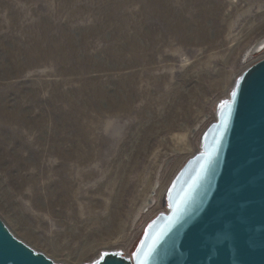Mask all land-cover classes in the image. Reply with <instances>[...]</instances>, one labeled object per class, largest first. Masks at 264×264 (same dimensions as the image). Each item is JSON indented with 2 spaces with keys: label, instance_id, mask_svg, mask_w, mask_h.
I'll return each instance as SVG.
<instances>
[{
  "label": "rangeland",
  "instance_id": "obj_1",
  "mask_svg": "<svg viewBox=\"0 0 264 264\" xmlns=\"http://www.w3.org/2000/svg\"><path fill=\"white\" fill-rule=\"evenodd\" d=\"M263 38L264 0H0L2 222L56 263L130 257Z\"/></svg>",
  "mask_w": 264,
  "mask_h": 264
},
{
  "label": "water",
  "instance_id": "obj_2",
  "mask_svg": "<svg viewBox=\"0 0 264 264\" xmlns=\"http://www.w3.org/2000/svg\"><path fill=\"white\" fill-rule=\"evenodd\" d=\"M225 101L228 109L220 107ZM165 202L130 257L102 251L82 264H264V58L216 104L215 120L169 183ZM0 264L62 263L16 238L0 219Z\"/></svg>",
  "mask_w": 264,
  "mask_h": 264
},
{
  "label": "snow or ice",
  "instance_id": "obj_3",
  "mask_svg": "<svg viewBox=\"0 0 264 264\" xmlns=\"http://www.w3.org/2000/svg\"><path fill=\"white\" fill-rule=\"evenodd\" d=\"M231 95H232V97L234 98V97L236 96V92L233 91ZM220 107H221L222 109H228L230 106H229L228 102L225 101V102H222V104H221ZM211 162H212L211 157H209V159H208V161L206 162V165H205V167H204V170H205V171L207 170V167L210 166ZM178 219H179V218L177 217L176 219H174V220L172 221L173 225L178 221Z\"/></svg>",
  "mask_w": 264,
  "mask_h": 264
},
{
  "label": "bare ground",
  "instance_id": "obj_4",
  "mask_svg": "<svg viewBox=\"0 0 264 264\" xmlns=\"http://www.w3.org/2000/svg\"><path fill=\"white\" fill-rule=\"evenodd\" d=\"M262 45V46H261ZM263 47V48H262ZM254 48H259V50H258V52L259 51H261L262 49H264V38H263V40L261 39V40H258V41H256L254 44H253V47L250 49L251 51L254 49ZM261 49V50H260ZM258 52H256V53H258ZM252 54H254V53H252ZM159 188V187H158ZM157 188V189H158ZM151 197V196H150ZM153 197V196H152ZM151 200H153V199H151ZM149 203V202H148ZM150 207H152V205H150ZM143 212H145V210H143Z\"/></svg>",
  "mask_w": 264,
  "mask_h": 264
}]
</instances>
